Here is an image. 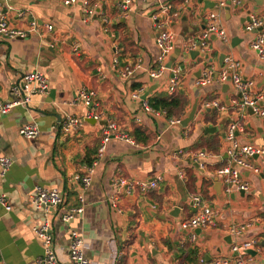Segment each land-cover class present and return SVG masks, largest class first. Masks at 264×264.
Wrapping results in <instances>:
<instances>
[{"label":"crops","instance_id":"0c3cea01","mask_svg":"<svg viewBox=\"0 0 264 264\" xmlns=\"http://www.w3.org/2000/svg\"><path fill=\"white\" fill-rule=\"evenodd\" d=\"M63 1L10 0L11 25L28 32L35 21L39 30L26 38L0 37V102L16 99L11 88L26 74L40 71L49 80L48 93H35L27 106L0 114V195L6 194L12 206L7 212L0 204V264H43L44 246L33 228L45 218L31 199L39 187L58 189L68 207L80 206L79 194L85 199L84 216L70 224L61 222L56 210L48 214L60 264H71L72 231L83 235L86 257L96 264H203L201 259L237 264L232 246L252 239L258 246L244 264H264V156L248 159L257 172L239 168L250 186L247 192H229L218 173L230 161L229 125L239 123L241 146L264 148V117L236 107L232 101L239 95L230 84L197 85L209 66L220 70L224 59L232 57L242 76L253 81V93L264 90V61L251 47L254 34L246 30L250 13L264 19V0H244L241 6L224 0V7L214 2V7L206 6L201 0H131L127 12L121 0H78L71 6ZM84 2L94 8L92 17L85 14ZM163 6L169 7L167 13H161ZM210 11L218 13L227 42L213 36L208 53L192 58L186 45L201 36ZM154 15L169 21L174 34L176 47L167 66L183 69L175 96L184 106L177 117L143 109L142 99L150 104L160 96L171 97V73L150 76L158 69L159 54ZM47 25L53 26L51 32ZM84 89L95 92L91 108L75 101ZM196 104L193 122L186 127L171 124L187 118ZM90 113H102L103 118L96 121ZM68 116L79 118L81 125L63 133L59 127ZM108 122L125 138L109 142L91 186L82 191L72 178L86 173L95 161ZM28 125L39 128L37 138L19 134ZM207 127H215V133L207 134ZM179 150L184 154L175 156ZM201 152L206 157L193 162L192 155ZM3 158L12 162L5 174ZM120 179H158V187L128 193L115 185ZM116 194L120 215L111 207ZM195 195L216 221L196 230L193 241L180 224L196 215ZM175 208L179 211L173 213ZM242 226L247 229L240 237L231 233Z\"/></svg>","mask_w":264,"mask_h":264},{"label":"built area","instance_id":"2783aa9c","mask_svg":"<svg viewBox=\"0 0 264 264\" xmlns=\"http://www.w3.org/2000/svg\"><path fill=\"white\" fill-rule=\"evenodd\" d=\"M157 1L159 2L160 0ZM209 1L214 2L219 7L225 6L224 0ZM9 2L10 0H3V3H0V37L6 39H17L26 38L29 33H38L39 29L37 22L35 21L31 23V28L28 32L17 30L11 25L8 17V10H12V7ZM232 2L236 6H241L244 3V0H232ZM63 3L66 6H71L76 5L78 0H64ZM130 3L131 0H121V8L124 12L129 10ZM83 5L85 14H87L88 17H92L95 14L94 8L90 7L89 2H84ZM168 11L169 7L163 6L161 13H167ZM152 21L155 29L158 30L155 43L159 50V54L157 57L158 69L151 71L150 76L151 78L156 79L163 76L164 73L170 72L171 76L169 80L168 93L171 97H173L176 95L179 84V76L183 70L180 65H172L171 67L167 66V59L171 57L176 47L174 34L169 30V21L163 20L156 15L152 17ZM46 30L51 32L53 30V26L47 25ZM246 30L254 34L251 47L258 58L264 61V19L258 18L255 13H250ZM213 36L218 37L223 42H227V35L225 30L220 25L218 13L210 11L207 16L205 30L201 36L190 40L187 43L186 48L189 52L198 51L200 53L207 54L209 51V42ZM212 84H230L239 95V98L232 101L236 107L241 109H252L256 116L264 117V109L261 107V104L264 102V90L258 93H253V81L247 80L242 76L240 73V64L232 57H226L224 59V65L220 70H216L213 66H209L206 73H204V76L197 81V85L200 87H208ZM11 89L16 99L9 103L0 102V114H8L12 109L18 106H27L31 101V96L35 93H48L49 80L42 72L34 71L24 75L23 79ZM142 92L143 91H140L136 94V96L141 98ZM95 96V92L84 89L78 93L75 101L80 100L85 106L91 108L95 105ZM142 102L143 109L146 112L155 113L157 116L166 115V112L163 110H154L147 100L142 99ZM214 105L217 106V104ZM89 118L100 121L103 118V114L90 113ZM182 121L183 120L181 118L174 119L171 120V124L182 125ZM80 125L81 120L79 118L68 116L67 119L61 123L59 131L69 133L77 129ZM239 129L240 125L236 121H233L229 125L226 140L231 144V148L229 149L230 161L218 172L229 192L232 189H236L241 192H247L249 190V184L242 181V174L239 168L257 172L258 170L248 161V159L255 156H264V148H258L250 145L241 146L238 143L237 133ZM102 132L103 138L95 161L91 166L86 168V173L76 174L72 178L73 183L78 184L82 191L88 190L91 186L95 166L98 164V160L105 154L109 142L112 139L125 138L124 135L118 133L117 126L114 122L106 123L102 128ZM19 134L27 139H35L40 135V130L36 125H28L22 127ZM183 154L184 151L182 150L174 153L175 156ZM204 157H206V154L202 152L193 154L192 161L199 163V159ZM11 164V160L7 158L1 159L2 174L7 172ZM115 185L117 188L125 189L128 193H131L133 188H138L142 193H147L158 187V179L138 182H129L125 179H120ZM118 197L119 196L117 194L111 197V207L115 213L120 215L122 214V209L119 205ZM31 199L37 211L41 212L45 218L44 222L40 226L33 228L34 233L41 240L44 246V256L41 258V262L43 264H60L55 252V239L51 228V222L47 219L48 214L50 210H56L60 212L61 222L64 224H70L75 219L82 218L84 216L85 199L81 194H79L78 200L80 202V206L68 207L65 197L58 189H46L43 187L37 188L36 193ZM192 203L195 209H197L196 215L182 221L180 225L182 230L190 232V238L194 241L196 239L195 231L213 226L216 221V215L210 207L203 204L200 196H193ZM0 204L7 212L12 211L10 199L6 194L0 195ZM246 229V226H242L238 229L234 228L231 230V233L240 237ZM70 236L71 242L69 247V257L71 264H96L86 257V241L83 235L76 231H72ZM257 246L258 242L255 239L247 241L243 240L241 243L234 244L231 250L236 256V263L244 264L245 257L249 256L248 252L255 251ZM201 262L203 264H231L228 259L212 263L207 262L205 259H201Z\"/></svg>","mask_w":264,"mask_h":264},{"label":"trees","instance_id":"16d2710c","mask_svg":"<svg viewBox=\"0 0 264 264\" xmlns=\"http://www.w3.org/2000/svg\"><path fill=\"white\" fill-rule=\"evenodd\" d=\"M150 105L154 110L166 111L169 117H177L182 111L181 106H184L183 100L180 97L176 96H160L151 100ZM91 165L92 163H90V166Z\"/></svg>","mask_w":264,"mask_h":264},{"label":"water","instance_id":"95a60500","mask_svg":"<svg viewBox=\"0 0 264 264\" xmlns=\"http://www.w3.org/2000/svg\"><path fill=\"white\" fill-rule=\"evenodd\" d=\"M201 2H205V5H206V6H211V7H214V6H215V4L212 3V2H210L209 0H204V1H201ZM197 55H198V51L190 52V57H192V58H195ZM225 87H226V86H225ZM146 97H147V95L144 97V99H145ZM248 111H249L250 113H253L252 109H248ZM196 112H197V104L193 107V109H192L191 112L189 113L188 117L185 118V119L182 121V126L186 127V126H188L189 123L193 122V121L195 120V117H196ZM215 131H216V128H215V127H207V128L205 129V132H206L207 134H208V133H215ZM177 211H179V208H175V210H174L173 213H175V212H177ZM176 217H178V216H176ZM197 231H200V229L197 230ZM248 253L253 254V255L255 254V252H252V251H249Z\"/></svg>","mask_w":264,"mask_h":264}]
</instances>
